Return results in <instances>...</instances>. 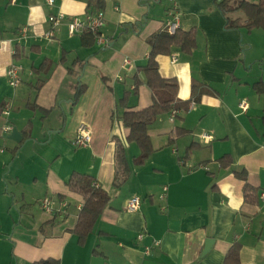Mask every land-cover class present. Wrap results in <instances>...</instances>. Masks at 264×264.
I'll return each mask as SVG.
<instances>
[{
    "label": "crops",
    "instance_id": "obj_1",
    "mask_svg": "<svg viewBox=\"0 0 264 264\" xmlns=\"http://www.w3.org/2000/svg\"><path fill=\"white\" fill-rule=\"evenodd\" d=\"M88 1L55 0L50 7L46 0H0V264L48 258L60 264H224L237 243L240 264H264V67L257 68L259 59L251 55L264 29L227 28L215 0H105L107 45L98 40L85 45L83 33L70 35L66 24L54 38L46 37L51 13L84 16L95 9ZM175 2L180 29L195 30L197 44L191 53L176 49L158 58L161 75L178 81L181 104L174 121L172 106L151 124L153 151L138 165L140 148L128 142L122 115L154 103L145 81L135 93L136 76L148 62L149 38L165 29ZM24 27L26 37L20 33ZM86 58L100 70L89 80L82 78ZM96 58L102 65H91ZM12 64L20 67L16 86L7 77ZM41 75L46 79H39L35 101L25 104V111L39 114L23 109L14 114L19 85L31 87ZM105 77L113 81L110 87ZM79 84L85 90L76 100ZM127 92L125 107L121 99ZM8 100L12 108L5 115ZM82 125L92 142L78 147L74 140ZM204 132L213 135L211 142L202 141ZM119 142L131 173L118 187ZM26 150L35 155L25 153L24 162ZM226 155L231 162L223 167ZM241 171L257 202L246 201V182L236 175ZM74 172L91 175L110 195L84 243L72 231L84 204L68 186ZM134 195L141 207L129 212L126 203ZM44 197L57 210L66 201L69 215L43 211Z\"/></svg>",
    "mask_w": 264,
    "mask_h": 264
},
{
    "label": "trees",
    "instance_id": "obj_2",
    "mask_svg": "<svg viewBox=\"0 0 264 264\" xmlns=\"http://www.w3.org/2000/svg\"><path fill=\"white\" fill-rule=\"evenodd\" d=\"M227 20V28H246L249 31L254 29H264V0H215ZM89 6H93L94 11H103L105 0H89ZM242 12L245 16L232 18L234 12ZM85 45L93 44L97 38L93 34L86 32L82 34ZM151 47L148 62L139 69L136 76L137 86L140 80L146 82L154 94V103L142 110L125 111L122 115L123 124L130 129L128 142H134L140 148V154L135 159V163L143 164L153 151L152 140L149 134L151 124L161 115L168 113L172 106H179L178 100L179 83L175 78H166L161 75L158 58L161 55H171L174 50L180 49L184 53H191L197 44L195 30L177 29L174 34L166 29L158 31L149 38ZM197 88L196 84L193 86ZM84 85L79 84L76 100L84 93ZM195 93V91H193ZM130 93L127 92L121 99V105L127 106ZM190 101L182 102L186 107ZM181 133V132H179ZM231 159L229 156L221 158V165L228 167ZM131 173L125 146L122 143L117 145V171L114 184L120 186L127 180ZM236 175L244 180V194L248 202H257L255 189L247 182L246 171L236 172ZM71 191L80 194L84 199V204L79 212L77 224L72 230L79 236L80 242L84 243L88 234L93 230L97 220L102 215L110 202L109 193L96 183L94 177L89 174L74 172L68 182ZM241 245L235 244L226 254L224 264H240ZM32 264H60L58 259L48 258L33 262Z\"/></svg>",
    "mask_w": 264,
    "mask_h": 264
},
{
    "label": "built area",
    "instance_id": "obj_3",
    "mask_svg": "<svg viewBox=\"0 0 264 264\" xmlns=\"http://www.w3.org/2000/svg\"><path fill=\"white\" fill-rule=\"evenodd\" d=\"M15 1V0H13ZM47 4L52 7L55 3V0H46ZM180 16L181 13L179 11L177 3H173V5L170 7L167 15L166 20V27L165 29L171 33L174 34L177 29L180 28ZM48 20L50 23V30L47 32L46 37L51 39L54 38L56 35V32L59 30V27L63 24H66L68 27V32L70 35H75L78 33H86L89 32L96 36L97 40L101 44L107 45L109 42V39L107 37H104L102 33V29L105 26V13L104 11H94V12H87L84 16H77V15H67L65 13L59 12V13H51L48 16ZM28 32V28L24 27L21 29L20 33L22 37H26ZM172 61L176 62L177 57L174 55L172 57ZM125 63H130L129 59L125 60ZM7 77L9 80V83L12 86H16L20 82V67L12 64L8 70H7ZM195 103H192V106H194ZM240 107L243 110H247L248 104L246 101H242L240 103ZM12 108V101L8 100L5 103V107L3 110V113L5 115H9ZM178 113V110L176 109L175 105H173V108L171 110V116L170 119L174 121ZM201 139L205 143H209L213 140V135L211 133L204 132L200 135ZM92 142V135L90 131L85 127L84 125L80 126L78 129V134L74 140V144L78 147H85L90 145ZM261 200L264 202V192L261 194ZM142 199L134 195L132 196L126 203L125 209L129 212H135L138 211L141 207ZM41 208L46 213L53 215L58 212H60L63 216H68V203L65 201L62 203V207L60 209H56L53 205V201L50 197H44L41 200ZM81 210L82 207H79ZM143 237V234L140 235V238ZM145 253H150V247H146Z\"/></svg>",
    "mask_w": 264,
    "mask_h": 264
},
{
    "label": "rangeland",
    "instance_id": "obj_4",
    "mask_svg": "<svg viewBox=\"0 0 264 264\" xmlns=\"http://www.w3.org/2000/svg\"><path fill=\"white\" fill-rule=\"evenodd\" d=\"M240 14L242 15L241 18L244 19L245 18L244 14L242 12H240ZM262 42L264 43V39L257 38L255 40V43L256 44H260V45H259V47L256 46L257 48H254L253 52L251 53V55H253V56H255V58H258L259 59V61H256L254 63L257 68H261L260 66H262V65L264 67V53H263L262 48H261V47H263L262 46ZM251 55H250V57H251ZM96 59L97 60H94V61L91 62V65L92 64H96V66L102 65V63H103L102 60L103 59H101V58H96ZM69 65H71V64L68 63L67 66H69ZM83 65L85 66V68H87V73L85 75L83 73V77H82L83 79L89 80V79L93 78L96 73H99L98 71H100V70H98V68L97 69L96 68H93V67L91 68V66L87 65V58L83 61ZM96 66H94V67H96ZM65 67H66V65H65ZM26 73H28V71H26ZM25 78H27V77L25 76ZM259 78H260V76L258 77V80H259ZM39 79H46V76L45 75H41V76H39V78L36 77L35 78V81L33 82L34 85L31 86V87H29L28 85H26V83L24 82V81H29L28 79H24V81H23L24 83H22L21 85H19V88H18L19 94H18L17 100L14 102V105H13L14 106L13 107V113L14 114L17 113V112H19V110H21V109H23L24 112H27L28 111L29 115H32L34 113H36V115L39 114V112L37 113V112H34L33 110H27V111H25L26 110V108H25L26 102H28V101L34 102L35 101V98H36L37 92H38L37 83H38ZM70 79H72V81H75V83L77 82V79H75L74 77H70ZM105 81H106L105 83L109 87L111 86V82H113L112 80H108L106 77H105ZM91 82H93V81H91ZM64 86H65V88H66V86H69V82H66L64 84ZM115 115H117V110H115V112H114V116ZM116 119H117V116L115 117V120ZM56 123H59V120H57ZM46 126H47V123H46ZM48 132H49V130H48ZM133 145H135V147H137L135 143ZM49 150H50V148H47L45 152H47V154H48L49 153ZM29 152L30 153H33L30 150H26L24 152V155L22 156V159H23L24 162L27 161V159L25 157V153H29ZM6 153L7 154H10L12 156V153L10 152V150H7ZM44 159H46V158H44Z\"/></svg>",
    "mask_w": 264,
    "mask_h": 264
}]
</instances>
